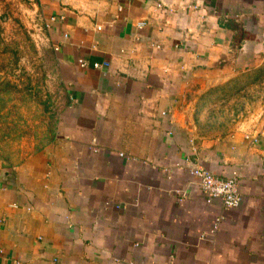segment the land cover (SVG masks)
Segmentation results:
<instances>
[{"label":"crops","instance_id":"0c3cea01","mask_svg":"<svg viewBox=\"0 0 264 264\" xmlns=\"http://www.w3.org/2000/svg\"><path fill=\"white\" fill-rule=\"evenodd\" d=\"M46 5L70 108L0 184V264H264V104L217 136L187 99L264 70V0ZM192 164L239 175L240 207L207 203Z\"/></svg>","mask_w":264,"mask_h":264},{"label":"rangeland","instance_id":"374dc122","mask_svg":"<svg viewBox=\"0 0 264 264\" xmlns=\"http://www.w3.org/2000/svg\"><path fill=\"white\" fill-rule=\"evenodd\" d=\"M48 0H0V184L58 134L70 108L62 62L50 38ZM202 134L225 135L251 123L264 104V70L189 94ZM249 126V125H246Z\"/></svg>","mask_w":264,"mask_h":264},{"label":"built area","instance_id":"2783aa9c","mask_svg":"<svg viewBox=\"0 0 264 264\" xmlns=\"http://www.w3.org/2000/svg\"><path fill=\"white\" fill-rule=\"evenodd\" d=\"M158 7L162 8L161 3L158 4ZM51 19L54 21L55 17H52ZM144 26V22L138 23L139 29H143ZM79 64L82 68L88 66V63L83 59L79 60ZM106 65L107 63H95L94 67L102 68ZM188 173L191 177L197 180L201 193L205 197L207 203L221 201L224 209L238 208L242 204V195L239 190V175L234 174L229 178H221L216 176L210 170L193 164L189 165ZM106 205H109V203H106ZM224 219L225 217L223 215H218L215 218L212 227L202 235V238L210 239L213 237ZM0 254H2L1 250Z\"/></svg>","mask_w":264,"mask_h":264}]
</instances>
